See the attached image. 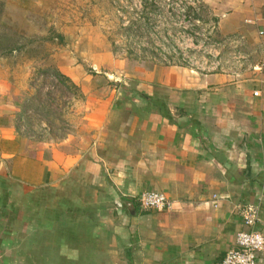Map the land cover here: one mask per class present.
<instances>
[{"label":"crops","instance_id":"obj_1","mask_svg":"<svg viewBox=\"0 0 264 264\" xmlns=\"http://www.w3.org/2000/svg\"><path fill=\"white\" fill-rule=\"evenodd\" d=\"M201 8L216 70L69 68L80 126L48 151L29 149L0 90V264H217L249 210L264 234V0ZM148 190L169 209H141Z\"/></svg>","mask_w":264,"mask_h":264},{"label":"rangeland","instance_id":"obj_2","mask_svg":"<svg viewBox=\"0 0 264 264\" xmlns=\"http://www.w3.org/2000/svg\"><path fill=\"white\" fill-rule=\"evenodd\" d=\"M134 1L0 0V90L29 149L48 151L80 126L82 94L65 77L69 68L86 64L87 74L111 82L121 71L110 60L216 70L202 8L183 21L166 14L164 0H140L137 9Z\"/></svg>","mask_w":264,"mask_h":264},{"label":"built area","instance_id":"obj_3","mask_svg":"<svg viewBox=\"0 0 264 264\" xmlns=\"http://www.w3.org/2000/svg\"><path fill=\"white\" fill-rule=\"evenodd\" d=\"M202 2L203 0H164L165 12L168 16L175 12L176 17L184 21L190 19V14H197L200 11ZM140 3V0H135L132 6L137 9L136 5L140 7ZM168 20L171 21L172 18ZM183 30L185 31L186 27ZM166 34L170 36L171 30L168 29ZM182 48L185 47L177 46L179 50H182ZM190 61L188 60L186 63H190ZM213 65L214 68L218 66L215 62ZM259 68L264 71V60ZM94 70H96V67H94ZM137 203L144 210L163 211L170 207L167 196L155 190L142 192L137 199ZM242 220L246 229L235 234L234 248L228 250L217 264H258L259 257L264 252V234L254 229L257 223L256 211L249 210L245 212L242 215Z\"/></svg>","mask_w":264,"mask_h":264},{"label":"trees","instance_id":"obj_4","mask_svg":"<svg viewBox=\"0 0 264 264\" xmlns=\"http://www.w3.org/2000/svg\"><path fill=\"white\" fill-rule=\"evenodd\" d=\"M64 79V78H63ZM70 82V81H69ZM71 83V82H70ZM72 84V83H71ZM72 86H73V84H72ZM73 88L75 89V87L73 86Z\"/></svg>","mask_w":264,"mask_h":264}]
</instances>
